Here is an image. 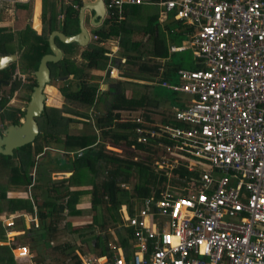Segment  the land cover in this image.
<instances>
[{"label":"built area","instance_id":"built-area-1","mask_svg":"<svg viewBox=\"0 0 264 264\" xmlns=\"http://www.w3.org/2000/svg\"><path fill=\"white\" fill-rule=\"evenodd\" d=\"M134 4L156 5L158 22L172 18L190 27L168 51L189 48L198 66L177 68L178 83H159L186 95L172 107L179 125L155 130L136 118L143 126L135 132L137 141L158 134L171 140L156 162L166 176L181 167L197 176L183 185L167 182L130 213L121 205L120 226L131 233L127 257L108 242L109 255H79L80 264H264V0H104L103 6L120 20L123 7ZM106 55V75L117 78L113 53ZM18 217L23 227L15 228ZM36 220L35 210L0 215L1 243L18 264H43L13 240L15 229Z\"/></svg>","mask_w":264,"mask_h":264},{"label":"trees","instance_id":"trees-1","mask_svg":"<svg viewBox=\"0 0 264 264\" xmlns=\"http://www.w3.org/2000/svg\"><path fill=\"white\" fill-rule=\"evenodd\" d=\"M69 2L64 7L65 18L62 20V31L67 35L78 30L77 11L81 3L80 0ZM73 4L77 6L73 7ZM157 13L156 5L134 4L123 7V17L120 20L113 13L106 15L101 24L91 31L97 38L80 49L76 62H70L66 56L70 53L74 57L75 43H60L65 55L55 63H50V66L58 67L61 74L70 77L59 87L61 105L44 108L42 130L32 140V144L27 143L14 149L11 155L0 153V215L21 212L32 215L35 210L37 225L24 229L25 235L30 237V251L40 252V243L48 246L50 235L55 230L54 224L64 211L67 215H80L82 209L76 206L84 197L89 202L88 209H105L108 221L114 228L116 242L108 232L92 234V225L88 223L78 233L79 238L89 240L88 244L91 245L88 253L83 255H109L111 250L107 244L112 240L123 249L127 257L131 249V233L129 228L117 225L120 223L121 205H125L130 213L134 204H140L141 198L152 191L158 195L167 182L183 185L190 176H197V171L189 172L181 167L173 169L169 178L165 171L157 169L156 162L163 145L171 143L165 134L147 135L145 141H137L135 128L143 125L136 118L152 124L150 128L155 130H158L157 125H179L170 116L160 118L158 123L153 122V113L161 115L172 110V106H182L184 102L183 97H177L181 93L169 90L159 83H178L177 68L198 66L195 60L183 66L182 60L175 58V53L189 48L168 51L169 44H179L185 39L190 27L172 18L158 22ZM49 16V23L42 27L40 34L35 33L28 25L19 32L17 45L22 48L20 68L35 69L40 56L49 51L47 32L54 27V14ZM4 30L0 27V54L10 52L7 50V43L11 42L12 33ZM137 33L140 38L136 37ZM109 38L116 39L118 55L124 57L123 62L119 59L111 61L123 76L136 80L154 79V83L106 76L102 82L108 84L107 88L99 89L97 81L100 74L94 72L102 71L106 65V53L109 51L106 41ZM13 66L14 63L11 64L10 72L13 71ZM0 74L5 76L3 71ZM72 81L75 82L73 88ZM158 85L168 93L156 90L155 86ZM169 93L174 96L170 98ZM1 104L2 102L0 106ZM121 113L131 116L123 118ZM3 118L5 116L2 115L0 121ZM74 125L77 132L72 133ZM43 144L60 149L63 153L45 151V166L38 170L35 156L43 151ZM31 168L34 170L33 181L30 179ZM57 171L70 174L60 179H50V173ZM121 183L126 187L121 186ZM28 186L30 197L16 194L6 196V191H26ZM38 190L41 194L37 193ZM39 195L42 199L37 202ZM22 220L21 217L17 218L15 228L23 227ZM97 220L95 213L92 215V223ZM16 233L17 231H13V234ZM4 239V227L0 221V241ZM58 249L73 258V264H80L77 255L72 253L73 246L64 243ZM41 258L40 253L39 259ZM33 260L37 263L34 256ZM0 264H18L6 245H0Z\"/></svg>","mask_w":264,"mask_h":264},{"label":"rangeland","instance_id":"rangeland-1","mask_svg":"<svg viewBox=\"0 0 264 264\" xmlns=\"http://www.w3.org/2000/svg\"><path fill=\"white\" fill-rule=\"evenodd\" d=\"M36 25V24H35ZM87 29L89 32H91V27L90 25H88L86 23ZM137 38H140V35L137 33L136 34ZM67 44V43H66ZM79 49V48H78ZM73 54V53H72ZM69 55H71L70 53H67L66 56L69 58ZM175 58H180L183 62V66H187L189 65L192 60L194 61L193 55L191 53V51L189 49H186L183 52H177L174 54ZM70 62L71 61H75L76 62V58H74L73 60H71L70 58L68 59ZM51 68V67H50ZM122 73V72H121ZM100 74V77L98 79V83H99V89L104 90L107 88V85L105 83L102 82V72H97V75ZM113 74L117 75V72H114ZM109 77V76H108ZM124 80H132V81H136V82H140V83H154V79H152L153 81H147V80H136L133 78H122ZM67 82V80L65 81H60L57 82L58 84H63ZM74 81L71 82V87H74ZM55 84V83H54ZM54 86V85H53ZM52 86V87H53ZM56 86V85H55ZM5 89V88H4ZM155 89L160 91V92H167V90H163L159 85L155 86ZM60 94V93H59ZM49 96L48 98V102H50L51 104H56V105H60L61 104V96L58 95V91L54 90L51 87H48L47 92H46V96ZM174 96V94H170L169 93V97L172 98ZM17 96H15L16 98ZM177 97H183L184 99L186 98V95L184 94H178ZM14 98V96H13ZM175 101V100H174ZM176 102V101H175ZM174 107V106H172ZM91 112V113H90ZM171 112L172 110H168L165 111L164 113H162L161 115L159 114H155L153 113L151 115L153 122L154 123H158V120L162 117H166V116H170L171 117ZM90 115H93L92 111H89ZM131 115H127L125 113H121V117L126 118V117H130ZM82 126V125H81ZM80 126V127H81ZM73 131L72 133L77 132V127L74 125V128L71 130ZM53 151H51L52 153ZM42 152H40L39 154H41ZM138 155H140L138 153ZM36 159V167L38 170H42L45 166V158L41 157V156H35ZM34 170L33 168H31L30 173L33 174ZM62 173V174H61ZM68 176V172H51L50 173V179H60L61 177H67ZM99 177V175L97 176ZM99 178H97L98 180ZM82 188H84L83 186H80ZM89 187V186H88ZM35 191V190H34ZM26 192H28V188L26 191H18V192H12L11 191H6V196H11L16 194L17 196H22L24 197L26 194ZM40 190H38L37 193H39ZM41 194V192H40ZM26 197H30L27 196ZM42 199V196H38V198H36L37 202H40V200ZM82 202H79L77 204L76 207L81 208L82 209V213L80 215H67L65 214V211L60 215V217L57 219V222L54 224L55 226V230L51 233L50 235V240H49V244L48 246L43 245V243L39 244V251L36 250H31L30 253L31 255L33 254L34 259H36L35 261L37 262H41L43 264H73L72 262L74 261L73 258H71L70 256L65 255L63 252L60 251V249H58V247H62L64 243H67L71 246L74 247V250L72 253H75L77 255V257L79 258V255L83 256V253H88V248L91 246L90 244H88L90 241H85L84 238L81 239L78 237V233H80V231L82 229L85 228V225H87L88 223H91L92 225V229L94 231V233L92 234H96L99 232H103V233H110V235H112V237L114 236V228L111 227V222L108 221L107 218V212L105 211V209L100 208L99 210H95L92 211L90 209H88L89 207V202L85 201V198L83 197V199L81 200ZM97 214V218L98 220L96 222L93 221L92 223V215ZM103 217V218H101ZM121 221V220H120ZM37 222V220H36ZM100 224H102V226H100ZM117 225H120V223H117ZM15 231H17V234L15 237H13L14 241H18V242H22L24 244H26L27 246L29 245L30 242V237L25 235L24 230H22L23 232H21V229H16ZM109 242H112V240H110ZM41 253L42 258L39 259V254ZM72 255V254H71ZM67 259V262H66ZM66 262V263H65ZM21 264V263H20Z\"/></svg>","mask_w":264,"mask_h":264},{"label":"water","instance_id":"water-1","mask_svg":"<svg viewBox=\"0 0 264 264\" xmlns=\"http://www.w3.org/2000/svg\"><path fill=\"white\" fill-rule=\"evenodd\" d=\"M104 0H88L81 4L78 10V31L73 34H64L61 31L53 30L47 36L49 52L41 55L36 69L34 70L35 85L30 93L29 100L25 106L23 121L17 125L9 124L3 128L0 134V153L11 155L12 150L19 148L27 143H31L38 132L36 120L43 106L44 95L42 87L49 80L48 62H56L62 57V50L54 42V37L61 43H76L79 46H85L89 40V34L83 26L84 9L92 11L91 21L96 24L101 21L105 15ZM98 17L97 21L94 18ZM15 59L14 54H0V68L6 63Z\"/></svg>","mask_w":264,"mask_h":264},{"label":"crops","instance_id":"crops-1","mask_svg":"<svg viewBox=\"0 0 264 264\" xmlns=\"http://www.w3.org/2000/svg\"><path fill=\"white\" fill-rule=\"evenodd\" d=\"M69 1L70 0H0V27H3L5 29L4 32L12 33L11 34L12 40L10 43H7V46H8L7 50H9L10 52H7V53L8 54L9 53L14 54L15 59H13L10 62H13L18 68H20L19 56H20V51L22 48H19L17 45V39H19V37L17 38V36L19 35V32L22 31L25 26L28 25L30 28H32L35 31V33L40 34L42 27L44 25L47 26V23H49V18H50L49 15L54 14V16H53L54 27L50 31L47 32V36L53 30H58V31L63 32L62 31V20H63V18H65L64 7L66 5H68V3H70ZM85 1H88V0H80L81 3L78 6V10H79L81 4ZM73 5H75L73 7L77 6V4H73ZM104 18L105 17H103L99 23L94 24L91 21L92 11L84 9L83 26L85 27V29L87 30V32L89 34L88 42L90 40H92L90 37L92 32L88 31L87 26H85L86 23L88 25H90V27H91L90 30L92 31L93 27L100 25ZM94 20L97 21L95 18H94ZM35 24H36V26H38V28H36ZM77 24H78V11H77ZM28 36H31V35H28ZM54 42H56L57 43L56 45L62 50V46L60 45L61 42L58 41V39L55 37H54ZM106 43L109 44V51L107 53H109V52L113 53L112 59L124 58V57H120L118 55V48H117L116 39L109 38V39H107ZM62 44H66V43H62ZM82 47L83 46H79V45L75 44V47L73 48V50H74L73 53H75L74 57L72 55L71 56L69 55V58L71 60H73L74 58H76V60H78L77 54L79 53V51ZM48 52H46V53H48ZM62 52H63V54H62L61 58H63V56L65 55L64 50H62ZM43 54H45V53H43ZM50 63H55V62H50ZM50 63L48 66H50ZM51 69L55 70V67H53V68L51 67ZM105 69H106V65L102 71L98 70L94 73L102 72L101 78L103 79L104 77L107 76ZM116 70H117V74L119 75L117 78L118 79L124 78L121 71L118 68H116ZM106 85H108V84H106ZM61 153H63V151ZM113 238H115V237L113 236ZM1 242H3V240L0 241V245H5Z\"/></svg>","mask_w":264,"mask_h":264},{"label":"flooded vegetation","instance_id":"flooded-vegetation-1","mask_svg":"<svg viewBox=\"0 0 264 264\" xmlns=\"http://www.w3.org/2000/svg\"><path fill=\"white\" fill-rule=\"evenodd\" d=\"M104 17H105V15H104ZM95 19L97 20L98 17H96ZM77 27H78V24H77ZM36 28H38V26H36ZM62 50H63V48H62ZM9 54H11V53H9ZM4 55H6V54H4ZM12 63L13 62L9 61L8 63L5 64V66L0 68V72L3 71L4 75H5V76H2L0 74V102H2V104L0 106V117L2 115L5 116V118H3L2 121H0V134H1V131L3 130V128L6 127L7 125H9V124L19 125L23 121L25 106L29 100L30 93H31L32 88L35 85V81H36L35 76H34V70L36 68L31 69L28 67H24L22 69V68H18L14 64L13 71L10 72ZM48 65H49V63H48ZM48 68H49V80L44 83L42 90H41L43 95H44L43 106H42V109H41L39 115L34 118L37 122V125H38L37 134L39 132H41V130H42V119H44V116H43L44 108L45 107H54L55 108V107H59L61 105V104L56 105L53 103L51 104L50 102H48L49 96L48 95L46 96V92H47L48 87H51L54 90L58 91V95L61 96V94H59L60 93L59 87L63 86L65 83L60 85L57 82L65 81L68 78L70 79L69 76L61 74L58 67L55 68V70L51 69L50 66H48ZM13 96H14V98H13ZM15 96H17V97L15 98ZM60 102H62V98H61ZM4 113H5V115H4ZM30 144H32V142ZM42 150H43L42 153L39 154L38 156L46 157L45 151H47V150L55 151V153H57V151L62 152V150H60V149L50 147V146H47L45 144H43ZM69 174H70V172H68V175ZM30 179L33 181V174L32 173H30ZM27 193L29 195V188H28V192L25 193L26 195L24 197L27 196Z\"/></svg>","mask_w":264,"mask_h":264},{"label":"bare ground","instance_id":"bare-ground-1","mask_svg":"<svg viewBox=\"0 0 264 264\" xmlns=\"http://www.w3.org/2000/svg\"><path fill=\"white\" fill-rule=\"evenodd\" d=\"M48 63H50V62H48ZM48 63H47V67H48ZM49 69V68H48Z\"/></svg>","mask_w":264,"mask_h":264}]
</instances>
